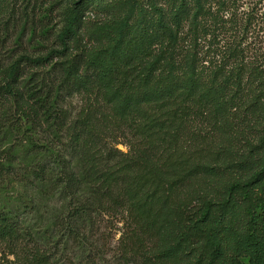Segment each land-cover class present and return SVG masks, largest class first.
I'll use <instances>...</instances> for the list:
<instances>
[{
    "label": "trees",
    "instance_id": "16d2710c",
    "mask_svg": "<svg viewBox=\"0 0 264 264\" xmlns=\"http://www.w3.org/2000/svg\"><path fill=\"white\" fill-rule=\"evenodd\" d=\"M33 2L0 0V264H264L258 11Z\"/></svg>",
    "mask_w": 264,
    "mask_h": 264
},
{
    "label": "rangeland",
    "instance_id": "374dc122",
    "mask_svg": "<svg viewBox=\"0 0 264 264\" xmlns=\"http://www.w3.org/2000/svg\"><path fill=\"white\" fill-rule=\"evenodd\" d=\"M58 1L60 0H34V4H38L41 6V4H45L46 6H54L56 8L58 6ZM244 1V7H242L245 10H248L249 8H255L259 13V22L257 25V30L255 32V36L257 38V44H258V52L255 53V55L264 57V0H243ZM39 8V7H38ZM60 20V19H59ZM58 22V21H56ZM120 149L123 151H127L125 147L120 146Z\"/></svg>",
    "mask_w": 264,
    "mask_h": 264
}]
</instances>
